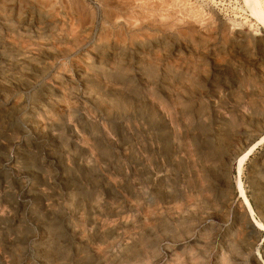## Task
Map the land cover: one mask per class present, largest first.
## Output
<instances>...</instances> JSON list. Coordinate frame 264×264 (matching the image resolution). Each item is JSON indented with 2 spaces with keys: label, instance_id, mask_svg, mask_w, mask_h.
I'll return each mask as SVG.
<instances>
[{
  "label": "rangeland",
  "instance_id": "rangeland-1",
  "mask_svg": "<svg viewBox=\"0 0 264 264\" xmlns=\"http://www.w3.org/2000/svg\"><path fill=\"white\" fill-rule=\"evenodd\" d=\"M0 264H264L242 0H0Z\"/></svg>",
  "mask_w": 264,
  "mask_h": 264
},
{
  "label": "bare ground",
  "instance_id": "bare-ground-1",
  "mask_svg": "<svg viewBox=\"0 0 264 264\" xmlns=\"http://www.w3.org/2000/svg\"><path fill=\"white\" fill-rule=\"evenodd\" d=\"M246 9L249 11L250 13V16L261 26V30L264 34V3L262 2V0H242ZM78 2V1H77ZM127 2V1H126ZM134 2V1H133ZM129 3V2H128ZM132 4V2H131ZM146 4V3H145ZM168 4V3H167ZM118 5V4H117ZM121 8V7H120ZM139 13V12H138ZM173 15V14H172ZM141 22V21H140ZM151 22V21H150ZM105 23V21H104ZM193 23V22H192ZM149 24V23H148ZM195 24V23H194ZM164 26V25H163ZM197 26V25H196ZM49 28V27H48ZM163 28V27H162ZM206 28V27H205ZM175 30V29H174ZM107 31V30H106ZM180 32V31H179ZM157 33V32H156ZM196 33V32H195ZM125 34V33H124ZM109 35V34H108ZM140 36V35H139ZM176 39V38H175ZM12 42V41H11ZM10 42V43H11ZM242 45V44H241ZM117 46V45H116ZM7 48V47H6ZM121 49V48H119ZM240 49V48H239ZM142 50V49H141ZM68 52V51H67ZM137 52V51H136ZM140 53V52H139ZM123 54V53H122ZM10 55V54H9ZM147 57V56H146ZM12 61V60H11ZM54 61V60H53ZM140 63V62H139ZM145 64V63H144ZM116 65V64H115ZM139 67V66H138ZM118 68V67H117ZM187 70V69H186ZM112 71V70H111ZM109 72V71H108ZM176 74V73H175ZM98 75V74H97ZM105 75V74H104ZM195 75V74H194ZM196 76V75H195ZM99 77V76H98ZM120 79V78H118ZM161 79V78H160ZM122 80V79H121ZM179 81V80H178ZM79 83V82H78ZM158 84V83H157ZM172 84V83H171ZM110 85V84H109ZM84 87V86H83ZM126 89V88H125ZM134 89V88H133ZM169 92V91H167ZM242 92V91H241ZM130 93V92H129ZM245 94V93H244ZM187 97V96H186ZM183 101V100H182ZM178 102V101H177ZM180 105V104H179ZM241 106V105H240ZM25 124H26V121H25ZM245 127V126H244ZM243 138V137H242ZM216 140V139H215ZM263 140V139H262ZM254 142L252 145H250L246 150L240 152L238 154V156L235 158V162L236 163V171H237V181H235V185H236V189L239 193V197L242 199L243 201V204L245 205L246 207V213L248 215V217L252 218V209H251V206H250V203L245 195V191L242 187V183L239 179V176H240V173L242 171V166L244 164V162L248 159V157L251 155V153L253 152V150L256 148V146H258V144L260 142ZM178 217V216H177ZM253 219H251L252 221ZM202 222V221H201ZM253 222V221H252ZM196 226V225H195ZM253 226L255 228H261L262 225L260 222H253ZM196 229V228H195ZM262 229V228H261ZM150 245V244H149ZM121 258V257H119ZM126 259V258H125Z\"/></svg>",
  "mask_w": 264,
  "mask_h": 264
},
{
  "label": "trees",
  "instance_id": "trees-1",
  "mask_svg": "<svg viewBox=\"0 0 264 264\" xmlns=\"http://www.w3.org/2000/svg\"><path fill=\"white\" fill-rule=\"evenodd\" d=\"M250 204H251V206H252V202L250 201Z\"/></svg>",
  "mask_w": 264,
  "mask_h": 264
}]
</instances>
